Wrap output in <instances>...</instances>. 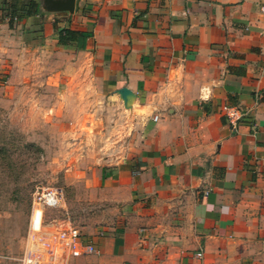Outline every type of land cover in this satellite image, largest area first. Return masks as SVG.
<instances>
[{
    "label": "crops",
    "instance_id": "0c3cea01",
    "mask_svg": "<svg viewBox=\"0 0 264 264\" xmlns=\"http://www.w3.org/2000/svg\"><path fill=\"white\" fill-rule=\"evenodd\" d=\"M262 1L76 0L70 13L0 0V73L86 57L144 130L91 180L79 230L96 253L68 264H264ZM55 21L87 36L62 47ZM224 105L242 115L234 134Z\"/></svg>",
    "mask_w": 264,
    "mask_h": 264
},
{
    "label": "rangeland",
    "instance_id": "374dc122",
    "mask_svg": "<svg viewBox=\"0 0 264 264\" xmlns=\"http://www.w3.org/2000/svg\"><path fill=\"white\" fill-rule=\"evenodd\" d=\"M29 57L25 72L0 73V264L22 254L37 189L62 187L65 208L46 219L67 217L80 229L91 180L144 141L143 127L83 69L86 57L75 55L72 68Z\"/></svg>",
    "mask_w": 264,
    "mask_h": 264
},
{
    "label": "built area",
    "instance_id": "2783aa9c",
    "mask_svg": "<svg viewBox=\"0 0 264 264\" xmlns=\"http://www.w3.org/2000/svg\"><path fill=\"white\" fill-rule=\"evenodd\" d=\"M259 11L264 14V0ZM222 110L234 134L242 115L235 106L224 105ZM153 118L157 119V115ZM64 208L65 196L60 186L43 187L33 193L24 248L15 264H68L96 253L94 245L81 240L79 228L69 218L46 219V212Z\"/></svg>",
    "mask_w": 264,
    "mask_h": 264
},
{
    "label": "trees",
    "instance_id": "16d2710c",
    "mask_svg": "<svg viewBox=\"0 0 264 264\" xmlns=\"http://www.w3.org/2000/svg\"><path fill=\"white\" fill-rule=\"evenodd\" d=\"M20 10L15 11V14L9 18L10 25H12V23L15 19L20 18L22 13H31V12H28L30 9L25 10L22 8ZM54 27L56 30L57 44L62 46V47L72 46L73 44L78 43L85 36H87V34L85 32H82L79 30L71 29L69 27H58L56 21L54 22Z\"/></svg>",
    "mask_w": 264,
    "mask_h": 264
},
{
    "label": "water",
    "instance_id": "95a60500",
    "mask_svg": "<svg viewBox=\"0 0 264 264\" xmlns=\"http://www.w3.org/2000/svg\"><path fill=\"white\" fill-rule=\"evenodd\" d=\"M75 1L76 0H43V5L49 11H66L72 13L75 9ZM117 92L126 104L127 96L131 94V91L126 87H121Z\"/></svg>",
    "mask_w": 264,
    "mask_h": 264
}]
</instances>
